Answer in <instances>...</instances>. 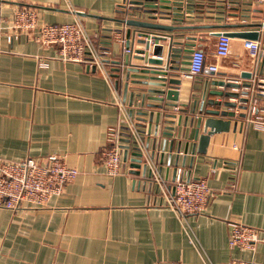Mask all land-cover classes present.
I'll list each match as a JSON object with an SVG mask.
<instances>
[{"label": "crops", "instance_id": "crops-1", "mask_svg": "<svg viewBox=\"0 0 264 264\" xmlns=\"http://www.w3.org/2000/svg\"><path fill=\"white\" fill-rule=\"evenodd\" d=\"M123 2L0 0V159L42 161L56 155L78 171L43 207L0 208V264H228L232 259L264 264V241L253 251L228 244L231 222L259 230L264 239V129L249 120L251 100L264 107V69L258 72L243 38H231L225 58L214 52L216 34L228 31H255L264 49L261 10L251 0H188V15L164 9L167 18L153 19L144 5L126 10ZM21 6L36 9L38 25L78 18L100 47L108 78L92 65L60 59L58 47L41 45L35 32L9 39L7 27ZM128 20L183 29H144ZM135 31L192 43L218 71L184 79L177 101L162 100L159 81H151L150 74L131 77L122 62L128 45L130 63L145 65L135 54L144 49ZM215 80L250 85L248 103L218 107L222 98L209 92L231 89L211 86ZM122 110L139 130L145 157L168 185L179 168L206 180L212 196L203 212L179 218L164 205L149 170L143 174L135 167ZM213 110L234 116L217 117L229 121L227 129L213 133L199 152L196 122ZM112 129L122 135L123 148L122 171L115 176L106 172L100 154Z\"/></svg>", "mask_w": 264, "mask_h": 264}, {"label": "built area", "instance_id": "built-area-1", "mask_svg": "<svg viewBox=\"0 0 264 264\" xmlns=\"http://www.w3.org/2000/svg\"><path fill=\"white\" fill-rule=\"evenodd\" d=\"M136 0H124L123 7L128 10ZM173 1V0H171ZM180 2V12L188 15L185 7L188 0H178ZM262 12L261 28L264 29V0H251ZM10 39L12 36L27 35L35 32V39L41 45L58 47L59 58L64 61L76 63H86L94 66L97 70L108 78L105 62L102 60L100 47L96 45L94 39L86 32L78 18L70 23L63 24H42L38 25L36 9L28 6H21L13 13V19L9 26ZM122 42V39L120 40ZM231 38L220 33L215 41V56L225 58L230 51ZM243 47L248 54L257 62L258 72L261 73V66L264 63V49L261 48L258 37L256 39H244ZM127 55H132L130 47H123ZM205 52L192 47L189 54L187 70L182 75L175 78L181 80L193 79L204 72L216 73L218 68L214 64L205 63ZM264 65V64H263ZM264 69V67H263ZM231 82V81H230ZM233 82L239 84L237 81ZM250 85L239 89L236 92H246L242 95L245 102H238L230 99L238 105H246L248 102V91ZM264 92V85H260ZM163 97V96H161ZM237 106L234 108L236 109ZM132 107V106H131ZM174 109L178 110L177 107ZM124 124L127 130V137L134 145V150L140 154V162L145 165L150 172L151 180L156 184L164 205L170 208L179 218H185L191 214H200L212 196V191L203 178H191L188 171L177 169L172 185L160 178L157 168L152 159L145 157L144 145L139 130L136 128L130 115L122 110ZM250 122L254 127L264 129V107H258L254 98L249 105ZM123 153L122 135L118 129H112L108 133L107 142L101 150V160L109 175L115 176L121 173ZM78 175L75 168L66 165L62 158L56 155H49L38 161L34 158H24L19 161L0 159V208L17 211L26 208H39L47 202L62 194L64 187L72 182ZM264 241L260 237L259 230L243 225L238 222L230 223V233L228 244L230 247L240 251H253L255 245ZM171 264H183L173 262ZM228 264H261L252 260L232 259Z\"/></svg>", "mask_w": 264, "mask_h": 264}, {"label": "water", "instance_id": "water-1", "mask_svg": "<svg viewBox=\"0 0 264 264\" xmlns=\"http://www.w3.org/2000/svg\"><path fill=\"white\" fill-rule=\"evenodd\" d=\"M147 4H143L142 1H134V4L144 5L146 8L144 12H147L151 15H159L160 18H167V15L163 10L164 9H174L176 11V15L180 14V2L178 0H144ZM180 21L179 19H174ZM126 24L130 26L140 27L144 29H151V30H158L163 32H171L177 29H183L182 27H174V26H166L160 24H153L149 22H141V21H133L128 20ZM130 31L127 32L129 36ZM137 36L140 38L141 44L144 45L143 50H136V55L139 54V59L143 60L145 65L142 66H135L132 65L129 61V57L127 55L125 59H123V64L126 66L128 73H133L131 77H140L138 74H150L151 81H159V83H155L157 86L161 87L158 91L160 96H163L160 99H167L172 101H177L178 99V90L181 85V80L175 78L177 74L176 72H183L187 70L189 54L192 51L193 44L192 43H184V42H177L173 40V36L163 34V33H154L148 31H135ZM220 33H217L218 36ZM224 35L229 36L230 38H243V39H256L258 37V33L255 31H247V32H223ZM160 42V43H157ZM126 47H129L126 45ZM151 51V52H150ZM149 53L152 55L150 56ZM155 57V58H154ZM163 57V58H162ZM261 66V72L263 70V65ZM150 65V66H149ZM241 77H249V73H242ZM211 86L218 87V88H228L231 91H217L211 90L209 93L222 98L221 101H217L216 105L218 107H225V108H235L237 106L236 102H231L230 99H236L238 102H245L246 98L244 95L246 92H234L233 89H240L242 87L248 86V84H237L233 81L231 82H224V81H213L210 82ZM207 82L204 84L203 94L206 92ZM210 117L206 119L198 118L196 122V131L194 139L199 141V152H204L202 147L207 145L209 137L216 132L222 131L227 129L229 125L228 122H224L223 120L217 118L218 116H234L233 112H226V111H219L213 110L208 112ZM203 126V133L199 134V129ZM209 129L208 131L206 129ZM204 146V147H205ZM136 156V163L135 167H142V173L144 174L146 171V166L141 165L140 162V154L135 153Z\"/></svg>", "mask_w": 264, "mask_h": 264}]
</instances>
